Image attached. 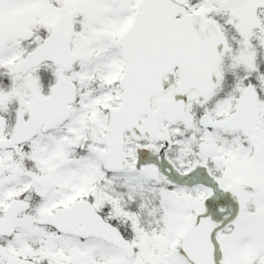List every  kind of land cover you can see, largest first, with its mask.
<instances>
[{
    "label": "snow or ice",
    "instance_id": "obj_1",
    "mask_svg": "<svg viewBox=\"0 0 264 264\" xmlns=\"http://www.w3.org/2000/svg\"><path fill=\"white\" fill-rule=\"evenodd\" d=\"M0 264H264V0H0Z\"/></svg>",
    "mask_w": 264,
    "mask_h": 264
}]
</instances>
